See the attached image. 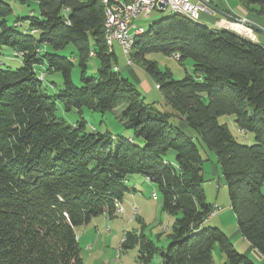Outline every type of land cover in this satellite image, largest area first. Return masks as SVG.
<instances>
[{"label":"trees","instance_id":"16d2710c","mask_svg":"<svg viewBox=\"0 0 264 264\" xmlns=\"http://www.w3.org/2000/svg\"><path fill=\"white\" fill-rule=\"evenodd\" d=\"M33 1L37 13L24 26L19 19L8 22L12 7L0 0V56L9 48L23 62L14 70L0 67V264H83L77 228L120 212L132 174L152 182L163 209L178 216L160 264H214L216 247L224 264H255L219 227L203 225L214 205L202 186L205 160L195 138L215 154L238 230L264 257V44L177 13L156 19L135 37L133 48L173 109L154 111L115 70L101 0ZM240 1L264 15V0ZM69 45L82 70L81 86L72 79L74 58L59 54ZM91 52L100 66L97 77L87 78ZM150 53L191 59L194 72L176 80L146 57ZM45 65L63 76L58 94L45 91L37 71ZM58 102L81 113L126 105L122 116L132 138L86 132L83 118L70 124L56 115ZM224 115H233L255 143H240L220 122ZM171 116L188 124L193 136ZM156 249L154 241L143 239L147 261Z\"/></svg>","mask_w":264,"mask_h":264},{"label":"rangeland","instance_id":"374dc122","mask_svg":"<svg viewBox=\"0 0 264 264\" xmlns=\"http://www.w3.org/2000/svg\"><path fill=\"white\" fill-rule=\"evenodd\" d=\"M5 1L12 7V13L8 16L9 23H13L14 20L19 19L21 24L27 26L29 24L27 17L33 12L37 13L38 3L33 0H28L25 3L21 0ZM198 1L199 0H194V2ZM229 1L233 6L232 9L243 12L242 9L244 8L247 12L253 13L254 15L264 19V15H259L255 11L246 8L240 0ZM238 2H241L242 8L238 5ZM171 14L172 12L170 8L161 11L154 10L148 18L145 19L143 16H140L134 21L138 27L147 31L153 21ZM227 14L230 15L231 13L227 12ZM240 15L241 14L233 15V18L236 21H240V23H242L241 21H244L246 24L252 23L253 25H256L251 22L246 15ZM196 19H198L201 23L206 20L204 15L201 18ZM218 19H220V21L224 20L222 16H218ZM230 19L234 20L232 18ZM207 24L211 27H216L209 24V22H207ZM227 28L235 32H243L235 25H231V27ZM248 28H250L251 31L254 29L250 26H248ZM262 29L264 28L262 27ZM130 31L131 33L134 32V30L132 31V28ZM253 32L258 34L259 31L253 30ZM113 44L115 55L118 58L117 65L119 68L120 66H127L128 59L131 58L133 62L129 67L133 68L138 74L139 72L143 73V70L140 68V62L136 60L134 56V46L130 53L126 55L119 42L114 41ZM14 53L15 52L9 48L2 50V56H0L4 61L3 64H0L2 69L14 70L23 65L22 58L16 57ZM59 54L61 56H71L74 58L72 79L76 86H81L82 70L76 57V50L73 45H69V47L60 51ZM146 57L154 60L157 63L159 70L169 71L176 80L183 79L186 73L192 74L194 72L192 60H178L179 57H177V54L150 53L147 54ZM46 66L47 65H45V67H37L38 74H40L44 79L43 86L45 91L51 95L58 94L60 93L61 87H63V76L60 71L47 70ZM99 66L100 58L95 54L89 56L87 60L86 77H97ZM44 70L47 73L44 74ZM120 72L123 76L133 80L129 75V72ZM146 73H144L145 76ZM154 86L158 88L156 84ZM154 86L152 85L149 87L151 88L149 92L147 91V88L139 86V91L142 93L141 97L144 99V102L155 108L154 111H168L172 113V107L165 103L160 91ZM125 108L126 105H120L113 110L105 112L83 108L81 113L75 109L67 111L64 109L63 105L58 102L56 115L63 118L70 124H79L83 118L85 121L83 129L86 132H109L115 137L127 136L131 133V130L127 128V120L122 116ZM170 120L178 125L174 116H171ZM220 122H224L228 125L229 129L240 143L245 145H252L255 143V139L250 133L245 135L243 131H240L238 125H236L235 117L233 115H224L220 118ZM189 131L192 132L190 129ZM195 141L203 159L205 160L203 168L205 179L207 180L202 183V186L207 194L208 203L214 205L213 214L204 221L203 225L204 227H219L231 240L234 239L232 242L235 249L237 248L236 250L241 254H246V246L243 244L245 242L248 244L250 243L245 240L241 234L239 236L235 235L236 232H239L237 219L232 208L228 207V189L224 184L222 172L218 165L217 172H215V167H213V165L217 162L216 156L214 153L206 151L198 139L195 138ZM218 170H220L219 173ZM142 179H144V176L138 174H132L127 177L125 184L129 187V190L126 191L123 196V201L121 202L125 212H115L112 216L101 214L91 218L88 223L77 228V238L79 239L78 241L81 247L83 264H159L161 260V252L167 248L170 242L169 234L171 233L176 217L178 216L169 214L163 209V197L158 188L148 179L146 182H143ZM134 185H136V188ZM261 189L264 193V183ZM144 238L154 241L157 248L151 261H147L146 258L143 257L142 242ZM134 239H136V242L132 246V241ZM247 256L249 258L252 257V255ZM224 258L225 256L223 253L218 247H216L214 252V264H224Z\"/></svg>","mask_w":264,"mask_h":264},{"label":"built area","instance_id":"2783aa9c","mask_svg":"<svg viewBox=\"0 0 264 264\" xmlns=\"http://www.w3.org/2000/svg\"><path fill=\"white\" fill-rule=\"evenodd\" d=\"M128 4V12L125 18H116L115 11H111L113 26L115 27V35L117 40L120 42L121 47L123 48L125 45V38L127 35L131 33L135 29H139L134 21L136 18L143 16L145 19L148 18L152 11L154 10H162L165 8H173V9H187L194 13V17L201 18L203 15H211L215 14V11L210 9L208 5H206L202 1L194 2V0H126ZM236 21L231 19H226L219 21V24L222 25H235L240 30L244 29V32H251L250 28H248V24L244 21ZM243 31V30H242ZM178 57V55H177ZM129 67V65L127 64ZM117 67V66H116ZM120 69L119 67H117ZM213 212L211 213V215Z\"/></svg>","mask_w":264,"mask_h":264},{"label":"crops","instance_id":"0c3cea01","mask_svg":"<svg viewBox=\"0 0 264 264\" xmlns=\"http://www.w3.org/2000/svg\"><path fill=\"white\" fill-rule=\"evenodd\" d=\"M199 1H202V0H199ZM206 1H208V2H210V3H212L213 5H215L216 7H218L221 11H223V12H225V13H227V12H230L231 14V16L233 17V15H239V14H241V15H246L248 18H249V20L251 21V22H253V23H255L257 26H259V27H263L264 28V19L263 18H260V17H258V16H256V15H254L253 13H249V12H247L244 8L242 9L243 10V12H239V11H236V10H234V9H232V4H231V2L229 1V0H206ZM238 5H240V7H241V2H238ZM242 8V7H241ZM235 12H237V13H235ZM229 15V14H228ZM240 15V16H241ZM218 16H222L223 18H228V19H230V17L229 16H227V15H224V14H221V13H219V12H215V14H211V15H204V18L206 19L204 22L206 23V21L207 22H209V24H212V25H214V26H218V27H231V25H222V24H219L218 22L220 21V19H218ZM216 24H218V25H216ZM252 24V23H251ZM248 25L250 26V24L248 23ZM210 26V25H209ZM233 26V25H232ZM253 29V28H252ZM253 30H256V31H259L258 32V34H255L254 32H253ZM251 32H250V34L249 33H246V32H237V33H240V34H245L247 37H251V40L252 41H255V42H258V43H261V44H264V33L263 32H261L260 30H258V29H253ZM114 43V42H113ZM112 47H113V52L115 53V50H114V44L112 45ZM117 57V56H116ZM117 62H118V58H117ZM117 62H116V66H118L117 65ZM119 67V66H118ZM120 68H121V70L120 71H127V72H129V75L131 76V78L133 79V80H130L129 78V80L133 83V84H135V86L138 88V90H139V86H142V87H144V88H147V91L149 92L150 91V89L151 88H149V87H151L152 85L154 86L155 84V82H154V80H153V78L152 77H150V75L148 74V73H146L145 71H144V69L142 68V67H140L142 70H143V73L142 72H139V74L133 69V68H130V67H128V66H123V67H121L120 66ZM144 73H146V76L144 75ZM125 77V76H124ZM127 78V77H126ZM149 80V83H148V80ZM149 86H148V85ZM155 87V86H154ZM156 88V87H155ZM157 89V88H156ZM141 93V92H140ZM142 94V93H141ZM161 96H162V94H161ZM163 97V96H162ZM171 112H173V110L171 111ZM176 120H177V122H178V125H179V127L184 131V132H186L188 135H190V136H193V134H192V132H190L189 131V126H188V124H186L184 121H180L179 119H177L176 118ZM241 131V130H240ZM131 132V131H130ZM245 135H247L246 133H245ZM126 137H128V138H132V133H130V134H128ZM213 167H215V172H217V165L215 164V165H213ZM219 171L220 170H218V173H219ZM221 179V178H220ZM142 181L143 182H146V181H148L147 180V178L146 177H144V179H142ZM133 182H135V181H133ZM134 187L136 188V185H134ZM228 207L230 208V206H229V202H228ZM124 212H125V210H124ZM239 231V230H238ZM235 235L236 236H239L240 235V232H236L235 233ZM79 240V239H78ZM232 240H234V239H232ZM231 240V241H232ZM234 245V244H233ZM244 246H246V254L245 255H252V257L250 258L255 264H264V257H263V255L258 251V250H256L253 246H251V244H248L247 242H245L244 244H243ZM237 249V248H236ZM225 259V258H224ZM159 264H160V262H159Z\"/></svg>","mask_w":264,"mask_h":264},{"label":"bare ground","instance_id":"6f19581e","mask_svg":"<svg viewBox=\"0 0 264 264\" xmlns=\"http://www.w3.org/2000/svg\"><path fill=\"white\" fill-rule=\"evenodd\" d=\"M104 5L105 9V22H104V36L105 39L108 43L113 44L114 41H117V37L115 35V27L113 26V21H112V16H111V11H115V16L116 18H125L127 16L128 12V4L126 0H101ZM162 9V10H166ZM172 13H177L181 15H185L190 17L191 19H196L197 17H194V13L187 10V9H173L170 8ZM241 30H244L241 29ZM144 32L143 28L135 29L133 33H130L129 35L126 36L125 38V45L123 47V51L126 55L130 53L132 50L134 43H135V37L137 35H140ZM120 44V42H119ZM91 55L94 54V52L90 53ZM133 60L130 58L128 59V65H132ZM115 70H119L117 67H115ZM119 211H123V207H119Z\"/></svg>","mask_w":264,"mask_h":264},{"label":"water","instance_id":"95a60500","mask_svg":"<svg viewBox=\"0 0 264 264\" xmlns=\"http://www.w3.org/2000/svg\"><path fill=\"white\" fill-rule=\"evenodd\" d=\"M202 2H204L206 5H208V6L210 7V9H212V10H214V11H216V12H219V13H221V14L227 15V16H229L230 18L234 19L232 16H230V15H228L227 13L221 11L218 7H216V6L213 5L212 3H210V2H208V1H206V0H202ZM234 20H235V19H234ZM250 27H252V28H254V29H258V30H260L261 32L264 33V29H262V28H260V27H258V26H256V25L250 24ZM244 29H245V28H244ZM243 31H244V30H243Z\"/></svg>","mask_w":264,"mask_h":264}]
</instances>
